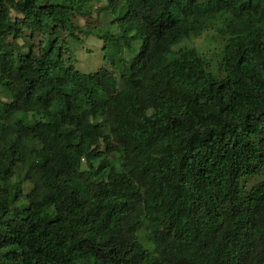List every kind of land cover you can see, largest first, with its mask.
Masks as SVG:
<instances>
[{
    "label": "trees",
    "instance_id": "16d2710c",
    "mask_svg": "<svg viewBox=\"0 0 264 264\" xmlns=\"http://www.w3.org/2000/svg\"><path fill=\"white\" fill-rule=\"evenodd\" d=\"M90 1L0 0V264H264V0H106L86 73Z\"/></svg>",
    "mask_w": 264,
    "mask_h": 264
},
{
    "label": "rangeland",
    "instance_id": "374dc122",
    "mask_svg": "<svg viewBox=\"0 0 264 264\" xmlns=\"http://www.w3.org/2000/svg\"><path fill=\"white\" fill-rule=\"evenodd\" d=\"M106 3V0H91L87 5L82 7L81 12L77 11L73 18V22L77 26L71 25L73 30L70 27L71 31L66 39V43L76 57L74 60L75 67L82 72H93L100 67L111 66V58L116 49L111 41L106 45L105 40L100 37V32H118V24L113 21L118 14L102 9L101 7ZM41 39H43V36L39 34L34 40L27 36L18 38L17 42L22 45L25 51L29 49L30 44H33V48L38 50L42 44ZM222 44L223 42L216 36V32L208 30L201 36L185 38L174 49L180 50L184 47H196L206 56L209 57L211 55V57H215L213 60L216 61L222 49ZM139 45L140 41L133 42V51L124 45L122 47L124 59L130 60L139 50ZM67 64L68 61H65V65ZM216 65L217 62L213 63L214 69ZM118 85H121L120 79H118ZM114 161L118 160L115 158ZM261 177H264V170L259 177L257 175L255 178H251L250 183L255 182ZM25 187L28 188V184ZM142 232L144 230H141Z\"/></svg>",
    "mask_w": 264,
    "mask_h": 264
}]
</instances>
